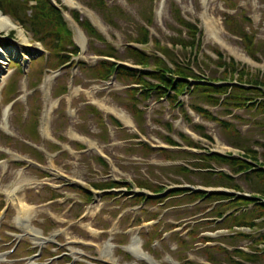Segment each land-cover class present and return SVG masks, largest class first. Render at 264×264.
<instances>
[{
  "label": "rangeland",
  "instance_id": "374dc122",
  "mask_svg": "<svg viewBox=\"0 0 264 264\" xmlns=\"http://www.w3.org/2000/svg\"><path fill=\"white\" fill-rule=\"evenodd\" d=\"M56 1H60V5L65 12L71 13V11L75 10L79 13L80 19H88L93 22L104 40L90 38L73 19L67 20L73 30L72 39L81 49L79 55L74 59L79 62L83 61L85 64H76L74 66L66 64L61 72H49L48 75L43 77V81L46 78L49 79L48 92L50 97L48 98L51 101V110L49 109L47 113L48 123L46 124V130H44L41 119L43 109H40L41 99H43L40 92L41 79L38 73L34 74L35 62L32 63L34 65L32 69L31 67H25V73L29 71L31 74L29 85L27 82L24 83L23 79L21 80L22 73H18V76H13V73L7 80L4 89L5 96L10 93V96L16 101L14 110L10 111L9 130L11 136L5 134L3 129H0L1 134L4 136L1 135L0 137V145L2 147V150L0 149V196L7 195L14 187H21L20 196L24 197L27 203L33 204L32 214L27 220H30L36 228L44 230L46 234H49V232L56 234L58 242L63 243V247L58 246V248L52 249L53 252H57L60 249L65 250L66 248L81 249L82 246L77 245L81 239L97 241L100 244V248L103 247L101 244H109L112 241L111 239H114L115 242L121 240L123 242L119 243L130 244L132 237L141 230L140 222L147 220L148 217L156 218L158 216V219L161 218L162 224L159 231H167L170 223L188 220V217L191 216L190 211L195 208L184 209L182 202L187 200L185 198H175L156 205L146 203L141 206L143 208L138 206V203L134 205L123 198L117 203L104 199L93 204L94 211L80 224L73 223L70 227L68 226V222L75 219L74 214L73 216L66 215L67 212L64 210L70 202L64 207L53 204L50 207V211L55 215V218L50 219L46 213L48 207L42 206L49 194L47 189H41L43 186L50 187L55 191L56 195L58 194L57 196L67 194L71 200H74L76 204L73 208V213H82L86 201L78 191H74L69 187L67 189L66 186L60 188L64 181L63 176L51 174V176L44 177L43 173L33 166H20L17 164L20 162L6 152V148H11L13 151L35 155L19 140L20 138L30 139L28 129L32 122L35 123V127L37 121H39L37 127L39 138L37 131V137L35 138H38L37 143L39 146L48 151L47 158H43L42 162L44 161L49 167L53 166L62 170V172L75 178L79 183L85 184V186H88L90 182L101 179V177L102 179H107L104 175L109 173L115 178L127 177L129 180L139 181L148 174L151 176L153 183L168 185H173L176 181L182 184H190L191 186L202 184L198 174L183 175L176 168L180 164L193 163L196 158L189 154H184L182 150L169 151V149L164 152L173 158L171 160L172 163H169L166 162L163 153L161 154L157 150H153L154 152L152 153L145 151L142 148V142H140L142 140L150 146H163L167 149L170 146L166 143V138L173 139L180 146L182 145L186 148L185 142L188 141L189 145L190 143L197 144L196 149L188 147L195 154L209 150L222 153L230 152V150L238 151L236 150L237 148H232L235 142H239L242 147L249 145L259 151H264V148L256 146L254 143H264V129L262 128L264 114L261 112L236 109H231L228 112L223 106H215L209 103L208 100L198 98L192 94L180 96L179 100L183 102L181 106L170 104L167 99L160 100L155 95L148 99L136 96L137 99L133 100L131 97L134 98V96L127 92V86H124L123 82L118 80L113 83L99 81L95 78L91 69V66L95 65L99 60L97 52L107 46L115 49V56L122 62L131 63L132 58L129 57L126 51V44L132 38L138 37L142 25L149 30L148 38L150 43L148 45L136 44V46L143 48L150 54L159 51L156 43L153 44V40L160 41L161 45L170 46L175 39H189L186 29L179 26L175 20L173 8L176 7L179 9V15L192 23H196L201 33L199 48L193 54L189 53L190 51L184 52V50L175 49L176 52L174 53L178 61L193 59L195 54H197L199 61L194 64V68L198 74H204L210 78H222V69L218 63L216 64L218 60L213 52V50L217 49L225 55L226 59L232 57L236 62L244 64L252 72L257 73L260 70L264 73V59L261 54H256L258 57L256 61L250 58L239 38L228 33L226 24L223 22V15L226 13H231L238 17L242 14L247 15L252 19V22H245L246 29L254 35L256 44L262 43L264 46V0H156L155 3L152 0H105L107 15L101 10L95 9L93 18L81 9L66 6L63 0ZM75 1L82 6L88 2V0ZM148 19L151 21L148 22ZM10 31H14V36L10 37L16 38L20 42L17 38V32L15 30ZM23 32L27 39L30 40V33ZM6 33L7 31L2 33L3 37L0 38L2 43L14 42L11 39L9 41L6 39ZM14 43L16 44L12 49L14 53H11L9 58H12V56L17 57L19 52L26 51L21 44ZM30 44L32 46L35 45L31 41ZM27 52L38 55V51L31 47H29ZM18 65L17 63H11L12 71H15L14 68H18ZM37 65L39 68H44V64L38 63ZM16 80L18 83V94L14 96L11 92L16 89ZM71 80H74L75 85L72 89L74 97L68 98L70 101L72 100L71 103H65V95L60 96L58 91L63 85L69 84ZM23 95L29 97V104L21 101V96ZM5 103L6 100L4 99L3 104ZM134 103L136 108L142 111L141 115L138 114L137 116L134 113L132 108ZM65 105H73L71 113L67 114L64 111ZM193 105H197L215 117L234 125L238 130L237 137H232V133L227 131L222 124L197 113L192 109ZM3 108V106H0V121H2ZM39 112L41 116H39ZM118 113L131 119L141 133V138H135V133L132 129L119 117H115ZM100 115L103 118V124L98 121ZM111 116L120 122L119 126L112 121ZM68 129H71V132H68ZM203 134L209 135L212 141L205 138ZM85 137L99 145L105 159L109 163L107 168H102L96 163V153L93 150L85 154H73L74 149L78 148L76 144H87V141L84 140ZM238 149L240 150L241 148ZM57 151L60 153L55 156L51 155ZM217 166H224L223 168L229 170L225 165ZM236 183L245 191L249 189L248 183L243 179H237ZM207 206H209V202H203L195 211L200 212L201 209ZM18 214L15 208L9 210L4 226L1 229L2 240H0V243H6L9 240L10 231H24V221H18ZM121 214L123 218L120 222H117L116 219ZM132 215H135L137 220L135 225L130 226L128 219ZM115 223H119L122 231L119 229L118 232L109 230ZM86 225H90V228H86ZM216 226V224L211 223L201 224L199 229L206 232V234L198 233L194 237H187L185 236L186 230L182 231L180 236L185 238L187 246H184L181 240L178 239L180 236L171 233L167 239H161L156 236L155 248L151 249L149 244H144L143 249L149 252L154 250L156 253L155 258H157L158 262L164 264H168L165 260V255L177 260L179 264H184L186 261H190L192 264H229L230 262L226 259V252L219 250L216 246L222 245L228 251L240 248L246 252H251L253 247L257 246L260 248L262 245L251 242L256 239L259 233L264 231L261 227L253 230L241 229L242 232H245L244 234H250V238L237 236L230 238L229 235L235 234L237 231L232 233L226 230L219 232L215 228ZM189 227L190 225L187 226V228ZM125 229L129 230L128 236L124 232ZM119 232H123L122 237L118 234ZM124 236L126 238H123ZM203 236H207L211 240L208 247L204 245ZM143 241L146 242V239L142 238L141 243ZM68 242H72L70 244L72 246H68ZM4 248H9V246L1 247L0 245V250ZM86 249L85 251L88 252ZM25 253V249H20L16 255L21 256V254ZM209 254L214 257V261L208 259L207 255ZM11 257L15 258L14 254H8V258ZM233 257L239 259L236 255H233ZM34 259L28 260L23 264H39ZM76 259L85 260L80 255ZM130 259L132 258L124 257L125 261ZM9 263L21 264L13 261ZM0 264L3 263L0 262ZM50 264H69V261L62 258L56 259ZM244 264L253 263L245 261Z\"/></svg>",
  "mask_w": 264,
  "mask_h": 264
},
{
  "label": "trees",
  "instance_id": "16d2710c",
  "mask_svg": "<svg viewBox=\"0 0 264 264\" xmlns=\"http://www.w3.org/2000/svg\"><path fill=\"white\" fill-rule=\"evenodd\" d=\"M30 1L31 0H0V10L4 13H9L20 20L21 23L28 27L36 39L42 40L48 49L56 55L55 60L58 65L68 62L69 56H63L62 54L59 55V52L66 50L64 47V40L68 39L71 35V31L63 21L60 11L51 4L50 0H33L35 1V4L31 5L29 4ZM92 2L98 8L102 10L105 9L103 0H92ZM28 9L30 10V15L26 13ZM75 17L77 18V16ZM226 21V23H230V25L234 23V20H231L229 17L228 19L226 18ZM184 25L188 28L191 36L193 37L196 28L189 23H185ZM83 27L90 35H97L95 29L88 21L83 23ZM232 28L234 29L235 26H232ZM146 34L147 32L145 31V33L142 34L139 39H137V42L144 43L146 41ZM239 34L244 42L246 51L252 55L253 41L251 37L245 33L239 32ZM179 41L184 43L182 40ZM193 42L194 38H191L190 43ZM127 50L136 64H139L144 68L149 66V56L147 53L131 47H128ZM162 51L167 55L169 61L173 64V68L168 66L162 58L154 56L152 59L154 67L150 71H137L125 66H116L114 63L106 60L100 61L98 66L93 70L95 75L101 78H106L116 72L119 77H127L131 79L132 81L141 85V89H135V91H142L141 94L144 95V97H149L151 92L156 91L158 96H166L172 103H175L177 97L181 94L186 92L192 94L198 93L216 105L221 104L226 108L227 111L230 108H239L253 109L255 111L264 112V100H255L258 98V96L264 97V75L259 77V74H253L244 67H241L238 70L236 66L238 67L239 65H237L234 61H231L228 67L225 68L228 70L225 71V73H229L231 76L236 74L239 82L237 85L234 84L231 87H228L227 85H216L214 84V82L218 81L216 78L211 80L212 83L198 82L191 84L188 81L189 78L198 81L200 80V77L195 75V73L192 71L190 68V62L187 64L180 63L171 57L172 54L170 50L163 49ZM74 52L77 53V47L74 48ZM215 53L220 60V54L217 52ZM103 54L114 56L113 52H103ZM223 63L224 62H221L220 64L222 65ZM145 76H150L153 79L158 80V83L156 84L148 82L146 79H144ZM176 76L180 79H176ZM222 95L225 96L223 102L221 100ZM194 108L207 118L219 121L214 116H211L210 113H208L203 108L199 106H194ZM224 125L228 131L233 132L235 135L237 134L236 131L231 129L230 124L224 123ZM170 142L172 143V141ZM146 149L149 150V147L147 146ZM246 152L251 158H256V152L254 150L246 148ZM261 156L263 158L264 166V152L261 154ZM201 158L203 160L202 164H200L201 166L210 167L209 161H215L216 163L230 166L234 174L241 173L246 181H250L251 197L237 196L236 194L229 193H212L209 195L197 193L193 196L206 197L207 199L213 201L228 200V202H222L221 204L217 205V207H215V212L218 216H222L223 214V209H220V207H236V209L224 220L226 221L225 226L227 228L232 227V224L251 227L257 224L255 221L258 219H260L261 223H264V202H261L254 197V193L257 194L264 191V169L251 170V163H248L239 157L236 158L224 156L217 153L202 155ZM180 170L183 172H188V170L183 167H181ZM214 175L215 174L213 172H208L206 177H203L202 179L210 184L222 185L238 192H242L241 187L234 183V177L232 175L227 173H218L216 174V177L213 178ZM209 176L211 177L210 179ZM249 205H252L250 209L243 210V207ZM238 235L242 236L241 233ZM234 253L239 255L242 254L246 259L253 260L257 264L264 263V252L257 255L254 253L248 254L240 250H235Z\"/></svg>",
  "mask_w": 264,
  "mask_h": 264
},
{
  "label": "bare ground",
  "instance_id": "6f19581e",
  "mask_svg": "<svg viewBox=\"0 0 264 264\" xmlns=\"http://www.w3.org/2000/svg\"><path fill=\"white\" fill-rule=\"evenodd\" d=\"M67 5H69L70 7H79L81 8L76 2H74L73 0H63ZM2 28H6V29H12V28H16V26L9 21V19L6 16H2L0 15V30ZM18 32H20L19 29H17ZM21 37L24 38L22 40H24L26 42L25 36L21 33ZM119 116L122 118V120L124 121L125 124L130 125L132 124V121L130 120V118L126 117L123 114H119ZM24 208L22 209V213L19 214V219L22 220V218L26 217L29 213H31V208L30 207H26L25 208V204L23 203Z\"/></svg>",
  "mask_w": 264,
  "mask_h": 264
}]
</instances>
